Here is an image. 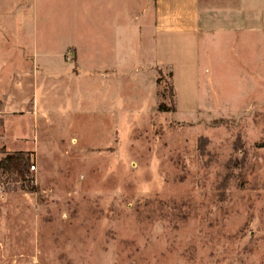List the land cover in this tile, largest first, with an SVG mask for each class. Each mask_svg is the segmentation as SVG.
<instances>
[{"label": "rangeland", "instance_id": "rangeland-1", "mask_svg": "<svg viewBox=\"0 0 264 264\" xmlns=\"http://www.w3.org/2000/svg\"><path fill=\"white\" fill-rule=\"evenodd\" d=\"M25 36L0 28V158L30 159L24 178L0 167V264H264V81L236 60L209 112L158 110L169 78L143 48L106 115L105 81L57 65L51 24Z\"/></svg>", "mask_w": 264, "mask_h": 264}, {"label": "crops", "instance_id": "crops-1", "mask_svg": "<svg viewBox=\"0 0 264 264\" xmlns=\"http://www.w3.org/2000/svg\"><path fill=\"white\" fill-rule=\"evenodd\" d=\"M126 2L135 9L127 25L125 0H0V28L21 38L51 24L52 39L58 42L51 54L58 57L57 65L66 67L62 58L68 54L67 66L75 77L90 80L97 75L105 81L101 90L106 115L117 114L118 107L122 112L118 71L123 58L145 56L135 53L143 48L148 49L152 71L166 69L170 74L174 111L209 112L213 74L226 72L236 60L250 74L248 84L254 79L257 88L264 81V0ZM50 7L48 17L37 13ZM151 79L155 81L153 74ZM21 103V99L3 101L10 114L16 110L13 104Z\"/></svg>", "mask_w": 264, "mask_h": 264}, {"label": "trees", "instance_id": "trees-1", "mask_svg": "<svg viewBox=\"0 0 264 264\" xmlns=\"http://www.w3.org/2000/svg\"><path fill=\"white\" fill-rule=\"evenodd\" d=\"M169 73L167 77L169 78ZM158 80V78H157ZM169 91V97L171 98V103H164L161 99L158 100L156 108L163 111H172L175 109L174 105V94L172 90L171 83L169 81L167 85ZM29 151L28 150H17L6 152L0 158V167L7 168L8 170L14 172L19 178H24L27 171L28 165L30 164Z\"/></svg>", "mask_w": 264, "mask_h": 264}, {"label": "built area", "instance_id": "built-area-1", "mask_svg": "<svg viewBox=\"0 0 264 264\" xmlns=\"http://www.w3.org/2000/svg\"><path fill=\"white\" fill-rule=\"evenodd\" d=\"M30 168H33V165L32 164L30 165Z\"/></svg>", "mask_w": 264, "mask_h": 264}]
</instances>
